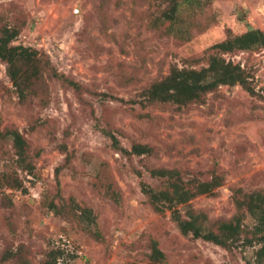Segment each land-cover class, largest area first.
<instances>
[{
	"label": "rangeland",
	"instance_id": "1",
	"mask_svg": "<svg viewBox=\"0 0 264 264\" xmlns=\"http://www.w3.org/2000/svg\"><path fill=\"white\" fill-rule=\"evenodd\" d=\"M167 7L164 0H0V30L18 27L15 44L46 53L78 83L46 74L22 99L0 59V264H44L50 252L58 264H148L153 240L165 253L160 264H262L258 244L227 250L184 235L141 182L165 187L166 178L151 172L161 167L185 179L220 177L213 193L191 201L211 227L238 212V196L264 189V48L224 54L250 72L254 93L222 85L201 103L143 102L171 66L201 68L230 31L264 30V0H181L171 26ZM11 129L29 141L32 172L17 163ZM135 143L153 151L124 150ZM4 173L28 190L6 185ZM80 207L92 208L97 223Z\"/></svg>",
	"mask_w": 264,
	"mask_h": 264
},
{
	"label": "trees",
	"instance_id": "2",
	"mask_svg": "<svg viewBox=\"0 0 264 264\" xmlns=\"http://www.w3.org/2000/svg\"><path fill=\"white\" fill-rule=\"evenodd\" d=\"M164 1L168 2V7L164 10L163 16L171 21V26L176 21L181 0ZM19 35L20 29L11 25H4L0 30V59L6 63L8 76L20 98L25 99L28 94L36 92L39 83L45 81L46 74L78 86L77 81L52 67L51 59L46 53L35 47L15 44ZM260 48H264V30L250 28L241 34H233L230 31L227 38L212 45L215 52L210 55L208 65L201 68L180 67L177 64L171 66L167 75L145 89L143 102L148 104L172 102L180 106L201 103L205 102L210 92H214L222 85L240 84L250 93H254L250 72L241 63L228 60L224 54ZM9 133L16 149L18 165L32 172L34 164L29 159L30 144L27 137L19 129H11ZM124 150L143 155L151 153L153 148L149 144L135 143L131 150ZM151 172L156 177L166 178V186L156 188L142 181L143 193L157 211L171 210L173 219L184 235L213 242L227 250H231L237 244L245 246L258 244L256 260L264 264V189L238 196V212L231 219L220 220L216 227H211L207 225L208 215L197 212L191 201L200 194L213 193L222 184L220 177L213 176L210 180L185 179L179 169L166 167L154 168ZM1 179L10 187L28 190L18 176L4 173ZM181 205L187 208L183 211ZM50 206L59 212L60 207L55 202ZM80 209L86 221L97 223L92 208ZM248 215L255 219L252 227L246 222ZM151 249L148 264H160L164 261L165 253L157 240L152 241ZM50 255L52 258L44 264H58V253L50 252Z\"/></svg>",
	"mask_w": 264,
	"mask_h": 264
}]
</instances>
